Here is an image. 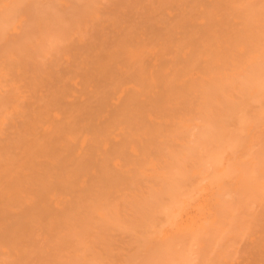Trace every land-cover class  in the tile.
Here are the masks:
<instances>
[{
  "label": "bare ground",
  "instance_id": "bare-ground-1",
  "mask_svg": "<svg viewBox=\"0 0 264 264\" xmlns=\"http://www.w3.org/2000/svg\"><path fill=\"white\" fill-rule=\"evenodd\" d=\"M44 2L0 0V264H264V0Z\"/></svg>",
  "mask_w": 264,
  "mask_h": 264
},
{
  "label": "rangeland",
  "instance_id": "rangeland-1",
  "mask_svg": "<svg viewBox=\"0 0 264 264\" xmlns=\"http://www.w3.org/2000/svg\"><path fill=\"white\" fill-rule=\"evenodd\" d=\"M44 1H45V2H46V1L48 2V1H49V2H50V0H44ZM45 2H44V3H45ZM47 2H46V3H47ZM30 4H31V3L29 2V5H28V6H30ZM27 17H28V16H27ZM21 23H22V22H20V23L18 22V24H17V28L19 29L18 32L21 31V33H19L20 36H19L18 33L16 32V30H14L13 32H11L13 28L10 27L11 29L8 31V35L11 34V33L14 34V35L11 34V36L9 35V36H10V39L13 37V38L16 40L17 36L21 37V36L23 35V33H24V31H25V28H23V25H25V24L22 23V25H21ZM25 27H26V26H25ZM17 28H16V29H17ZM22 28H23L24 31L21 30ZM26 30H27V28H26ZM22 31H23V33H22ZM10 32H11V33H10ZM16 33H17V34H16ZM26 33H27V32H26ZM21 34H22V35H21ZM24 34H25V33H24ZM15 35H16V36H15ZM25 36H26V34L24 35V37H25ZM15 37H16V38H15ZM19 37H18L17 39H19L20 41H22V40H21L22 38H19ZM14 39H13V40L11 39V40L14 41ZM19 40H16L15 42L18 43ZM3 43H4V42L0 43V46H1ZM39 60H40V59H39ZM41 60H42V59H41ZM241 209H242V208H241ZM241 211H242V210H239V212H238V216H239V213H241ZM243 213H244V211H243L240 215H241V216L244 215ZM241 216H239V217L241 218ZM243 217H244V216H243ZM260 228L262 229V227H259L258 229H257V227L255 228V231H257V232H255V234H256V233L258 234L256 237H258V236L262 233V232H260V230H261ZM261 231H262V230H261ZM245 238H246V240H247V237H245ZM245 238L243 237L242 240H241V238L237 240L238 242H239V240H240L241 244H243V245H241L240 243L237 242V243H238V244H237L238 246L236 245L237 249H236V251H235V253H236L237 255L235 254V255H236L235 258L239 257V259L237 258V259H235V262L233 261V263H235V264H239V263L242 264L243 261H244L243 264H245V262H246V261H245V260H246V256H244V254H241V253H242V251H247V250L249 249L246 245H250V244L248 243V242H250V241L247 242V241L243 240V239H245ZM235 242H236V241H235ZM243 242H244V243H243ZM246 242H247L248 244L245 245ZM251 242H252V241H251ZM221 243H222V242H221ZM221 243H220V244H221ZM252 244H253V243H252ZM210 245L214 247V246L217 245V244L212 243V244H210ZM210 245H209L208 247L210 248L211 251H213ZM240 245H241V246H240ZM242 246H243V247H242ZM244 246H245V247H244ZM250 246H251V245H250ZM250 246H249V247H250ZM196 247L198 248V246H196ZM196 247H195V248H196ZM236 247L233 246L234 249H235ZM239 247H241V248H240L241 251H240V252H239V251L237 252V250H239ZM195 248H193V249L195 250ZM197 248H196L195 251L199 253V250L197 251ZM209 248H206L207 251H209ZM233 248H231V249H233ZM244 248H246V250H245ZM247 248H248V249H247ZM130 249L132 250V248H130ZM130 249H128V250L130 251ZM193 249H192V251H194ZM243 249H244V250H243ZM143 250H144V249H142L141 251H143ZM129 251H128V252H129ZM133 251H135V250H132L131 252L127 253V254H131V256L126 254L127 257H129V258L126 257L127 259H124V257H123V258L121 259V260L124 259V262L122 261L123 263H125V262L128 261V260H130V263H131V264L134 263V261L136 262V264H142V263H140L139 261L141 260V262H142V261H143L142 259H145V258H144L145 256H146V258H147V256L149 255V254L146 255V252L143 251V252H141V254H143V255L145 254V255L141 257V254H140V252H139L140 250H139L138 252H139V257H140V258L137 260L138 256H136V255H135L136 257L134 256V254L137 253V251L134 252V253H133ZM145 251H147V250L145 249ZM186 251H187V250H186ZM186 251H185V253H186ZM195 251H194V252H195ZM232 251H234V250H232ZM125 252H126V251H125ZM125 252H124V253H125ZM188 252H189V251H188ZM194 252H192V253L194 254V255H193V254H192V255H193V258L196 257V260L194 259V261H193V259H192L193 262L190 261L189 264H193L194 262H195L194 264H200L201 262H202V263H205V262H203L204 260H203V261L201 260V257H202V259H205V258H206V254H205L204 256H201V257H200V256L198 255V253L195 254ZM148 253H149V252H148ZM150 253H151V252H150ZM206 253H207V252H206ZM208 253H209V254L207 255L208 257L206 258V259H207V263H206V264H208V263L211 261V260H209V259H210V257L213 256L212 254H213L214 252H210V251H209ZM233 253H234V252H233ZM199 254H200V253H199ZM215 254H216V253H215ZM215 254H214V255H215ZM132 255H133V257H132ZM137 255H138V254H137ZM184 255H185V254H184ZM190 255H191V251H190ZM195 255H197V256H195ZM200 255H201V254H200ZM211 255H212V256H211ZM216 255H217V254H216ZM239 255H240V256H239ZM245 255H246V254H245ZM150 256H151V255H149L148 258H149ZM186 256H187V255H186ZM130 257H131V258H130ZM187 257H188V256H187ZM199 257H200V258H199ZM203 257H205V258H203ZM214 257H216V256H213V258H212V262H210L209 264H215V263H213V259H214ZM132 258H133V259H132ZM135 258H136V259H135ZM190 258H192V257L190 256ZM190 258H189V259H190ZM198 258H199V259H198ZM208 258H209V259H208ZM216 258H217V257H216ZM216 258H215V259H216ZM134 259H135V260H134ZM244 259H245V260H244ZM131 260H133V261H131ZM146 260L148 261V259H146ZM197 260H200V261H199L200 263H199ZM128 262H129V261H128ZM144 262H146V261L144 260L143 263H144ZM215 262H217V261H215ZM237 262H238V263H237ZM146 263H147V262H146ZM146 263H145V264H146ZM202 263H201V264H202ZM134 264H135V263H134Z\"/></svg>",
  "mask_w": 264,
  "mask_h": 264
}]
</instances>
